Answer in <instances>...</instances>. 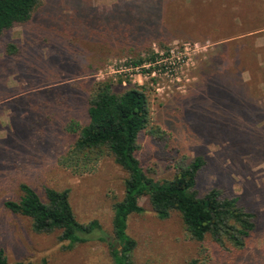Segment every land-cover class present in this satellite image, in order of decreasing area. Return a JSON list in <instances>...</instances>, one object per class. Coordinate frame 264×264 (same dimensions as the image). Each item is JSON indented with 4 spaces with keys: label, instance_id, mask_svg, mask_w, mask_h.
I'll use <instances>...</instances> for the list:
<instances>
[{
    "label": "rangeland",
    "instance_id": "rangeland-1",
    "mask_svg": "<svg viewBox=\"0 0 264 264\" xmlns=\"http://www.w3.org/2000/svg\"><path fill=\"white\" fill-rule=\"evenodd\" d=\"M145 45L157 56L185 53L177 74L133 70L132 58L148 56ZM105 79L115 92L148 87L151 122L164 132L161 142L139 136L137 157L148 176L169 178L176 160L202 155L199 194L215 187L256 214L248 248L235 258L209 237L188 238L175 212L157 218L143 196L142 210L126 219L132 264H264V0H39L29 20L0 34V248L7 264H112V206L125 173L110 156L83 174L57 163L75 137L65 124L86 123L88 95ZM20 183L41 197L44 187L68 188L75 218L95 219L99 228L71 248L56 232H33L29 218L3 206L18 199Z\"/></svg>",
    "mask_w": 264,
    "mask_h": 264
},
{
    "label": "trees",
    "instance_id": "trees-1",
    "mask_svg": "<svg viewBox=\"0 0 264 264\" xmlns=\"http://www.w3.org/2000/svg\"><path fill=\"white\" fill-rule=\"evenodd\" d=\"M38 3L39 0H0V34L15 23L29 20ZM143 50L148 56L136 55L130 60L132 66L156 57L149 45ZM6 51L15 53V45L8 43ZM147 90L145 84H133L115 92L110 80L97 81L87 98L86 123L71 119L65 124V129L75 133V137L57 158L60 166L83 174L91 172L100 158L110 156L125 173L121 199L112 206V238L117 243V246L108 243L112 264H132L135 241L126 233V219L142 210L138 200L143 196L157 218L166 219L175 212L188 238L202 243L209 237L216 248L232 257H241L255 228L256 214L241 205L238 196L226 195L215 187L199 194L196 176L205 164L202 155L176 160L171 176L165 179H154L141 167L137 157L139 136L147 134L156 142L164 139V132L151 122ZM19 190L18 199L4 200L3 206L29 218L35 233L56 232L57 240L65 241L66 247L71 248L86 241L99 228L95 219L79 222L75 218L68 201V188L44 187L42 197L26 183H20ZM0 264H7L1 248ZM185 264H207V261L190 258Z\"/></svg>",
    "mask_w": 264,
    "mask_h": 264
},
{
    "label": "built area",
    "instance_id": "built-area-1",
    "mask_svg": "<svg viewBox=\"0 0 264 264\" xmlns=\"http://www.w3.org/2000/svg\"><path fill=\"white\" fill-rule=\"evenodd\" d=\"M182 49L186 50L187 47L183 46ZM183 57H185V53L173 55L172 49H170L168 53L156 55L153 60H144L140 65L132 66L130 62L128 65L135 71L143 70L144 74L154 75L161 73L166 77H173L180 69Z\"/></svg>",
    "mask_w": 264,
    "mask_h": 264
}]
</instances>
